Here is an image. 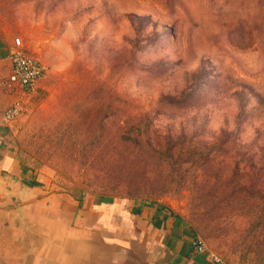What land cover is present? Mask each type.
Masks as SVG:
<instances>
[{
  "label": "rangeland",
  "instance_id": "1",
  "mask_svg": "<svg viewBox=\"0 0 264 264\" xmlns=\"http://www.w3.org/2000/svg\"><path fill=\"white\" fill-rule=\"evenodd\" d=\"M0 38L46 67L8 135L37 186L264 264V0H0Z\"/></svg>",
  "mask_w": 264,
  "mask_h": 264
},
{
  "label": "crops",
  "instance_id": "2",
  "mask_svg": "<svg viewBox=\"0 0 264 264\" xmlns=\"http://www.w3.org/2000/svg\"><path fill=\"white\" fill-rule=\"evenodd\" d=\"M1 44L9 53L0 57V192L10 182L33 197L0 207V264H218L194 249L189 226L168 207L90 194L72 197L37 186L10 143L11 124L3 119L11 105L25 107L27 98L1 86L11 74L13 47L2 38Z\"/></svg>",
  "mask_w": 264,
  "mask_h": 264
},
{
  "label": "built area",
  "instance_id": "3",
  "mask_svg": "<svg viewBox=\"0 0 264 264\" xmlns=\"http://www.w3.org/2000/svg\"><path fill=\"white\" fill-rule=\"evenodd\" d=\"M9 60L11 74L8 83H1L2 88L7 91L21 90L22 95L29 98L45 76V65L21 45L20 39H16L10 51ZM23 108L20 103L11 105L4 112V122L11 124L23 113ZM192 245L198 253L207 251V247L202 240L195 239L192 241Z\"/></svg>",
  "mask_w": 264,
  "mask_h": 264
},
{
  "label": "water",
  "instance_id": "4",
  "mask_svg": "<svg viewBox=\"0 0 264 264\" xmlns=\"http://www.w3.org/2000/svg\"><path fill=\"white\" fill-rule=\"evenodd\" d=\"M32 197L33 194L28 189L22 188L19 190L18 187H13L12 183L7 182L0 192V207L16 205Z\"/></svg>",
  "mask_w": 264,
  "mask_h": 264
},
{
  "label": "trees",
  "instance_id": "5",
  "mask_svg": "<svg viewBox=\"0 0 264 264\" xmlns=\"http://www.w3.org/2000/svg\"><path fill=\"white\" fill-rule=\"evenodd\" d=\"M0 46H3V44H1ZM9 53V49L7 48L6 45L3 46V49L0 51V57H4Z\"/></svg>",
  "mask_w": 264,
  "mask_h": 264
}]
</instances>
